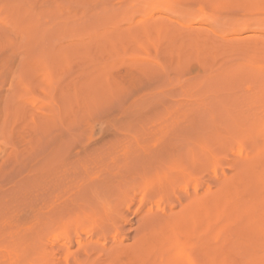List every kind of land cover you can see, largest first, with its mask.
Instances as JSON below:
<instances>
[{"label":"rangeland","instance_id":"374dc122","mask_svg":"<svg viewBox=\"0 0 264 264\" xmlns=\"http://www.w3.org/2000/svg\"><path fill=\"white\" fill-rule=\"evenodd\" d=\"M263 199L264 0H0V264H261Z\"/></svg>","mask_w":264,"mask_h":264},{"label":"bare ground","instance_id":"6f19581e","mask_svg":"<svg viewBox=\"0 0 264 264\" xmlns=\"http://www.w3.org/2000/svg\"><path fill=\"white\" fill-rule=\"evenodd\" d=\"M255 127H256V124H254V129H255ZM254 187H255V186H254ZM256 188H257V187H256ZM256 188H254V189H256ZM254 191H255V190H254ZM258 191H259V190H256V191H255V194H257ZM260 199H261V198H260ZM261 200H262V199H261ZM263 200H264V199H263ZM260 203H261V205H262V202H260ZM247 205H248V204H247ZM247 205H245V206H247ZM254 205H255V204H254ZM256 205H257V204H256ZM263 206H264V205H263ZM249 207H250V206H248V208H249ZM255 207H256V206H255ZM248 208L246 207V209H248ZM243 209H244V208H243ZM263 209H264V208H263ZM263 209H262V210H263ZM238 210H239V209H238ZM262 210H261V212H262ZM249 211L251 212V208H250ZM243 212H244V211H243ZM255 213H256V212H255ZM258 213H259V211H258ZM263 213H264V212H263ZM249 214H250V213H249ZM261 214H262V213H261ZM246 215H247V214H246ZM263 215H264V214H263ZM260 231H261V230H260ZM253 233H255V232H253ZM257 239L259 240V242L261 241V240H260L261 238H260V239L257 238ZM258 240H256V241L258 242ZM165 244H166V243H165ZM166 245H167V244H166ZM254 246H255V245H254ZM163 247H164V246H163ZM248 247L253 248V246H251V244H250V246L248 245L247 248H248ZM164 249H165V248H164ZM164 249H163V250H164ZM246 250H248V249H246ZM249 250H250V248H249ZM164 251H165V254H166V253H167V252H166V249H165ZM251 252H252V251H251ZM162 253H163V251H162ZM172 253H173L176 257L173 256V255L171 256L172 258L168 257V260H169V258L171 259V260H169V261L166 260V261L168 262V264H184V263H185V262L183 263V261H186L185 259L183 260V257H184V256H182V255L180 256L179 253H178V254H177V253H174V252H172ZM172 253H171V254H172ZM163 254H164V253H163ZM167 254L170 256L169 253H167ZM177 255H179V256H177ZM153 257H154V256H153ZM174 257L176 258V260L174 259ZM258 257H259V256H258ZM178 258H179V260H182L181 263H180L179 261H177ZM180 258H182V259H180ZM184 258H185V257H184ZM263 258H264V257H263ZM166 259H167V258H166ZM173 259L175 260L176 263H173V262H174ZM258 259H259V258H258ZM261 260H262V258H261ZM261 260H260V261H261ZM171 261H172V263H171ZM153 262L155 263L156 261H153ZM178 262H179V263H178ZM257 262H258V261H257ZM154 263H153V264H154ZM186 263H187V262H186ZM155 264H156V263H155ZM166 264H167V263H166ZM258 264H260V263L258 262ZM261 264H264V259L262 260Z\"/></svg>","mask_w":264,"mask_h":264}]
</instances>
